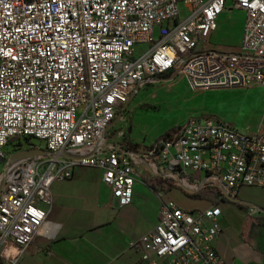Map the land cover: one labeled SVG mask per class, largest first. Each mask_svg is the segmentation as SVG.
Wrapping results in <instances>:
<instances>
[{"label":"built area","instance_id":"1","mask_svg":"<svg viewBox=\"0 0 264 264\" xmlns=\"http://www.w3.org/2000/svg\"><path fill=\"white\" fill-rule=\"evenodd\" d=\"M177 1L0 0V161L24 140L47 150L0 168V264H15L45 227L50 184L78 166L97 168L118 206L148 171L183 189L264 186V110L249 131L189 117L149 144L129 142L126 125L111 132L119 110L129 120L132 91L168 72L192 88L264 85V0H182L184 18ZM232 7L244 12L238 49L213 48L217 17ZM155 193L157 221L130 243L141 259L226 264L212 246L219 205L184 209Z\"/></svg>","mask_w":264,"mask_h":264},{"label":"crops","instance_id":"2","mask_svg":"<svg viewBox=\"0 0 264 264\" xmlns=\"http://www.w3.org/2000/svg\"><path fill=\"white\" fill-rule=\"evenodd\" d=\"M130 99L125 107L128 113L137 105H129ZM121 115L122 127H129V142L149 144L160 136L157 132L147 140L140 139L130 131L125 115ZM172 187L175 186L168 184L167 177L145 172L142 180L132 186L130 203L118 206L97 168L75 167L69 178L50 184L47 223L23 248L15 264H148L141 259L139 243H130L157 221L155 192H166ZM243 188L256 189L247 190L246 199L239 198L249 205L217 203L242 210V215L232 222L221 209L220 231L212 246L226 264H254L264 258V186H240L234 195L238 197ZM199 199L205 203L184 202L179 207L203 208L210 204L207 199Z\"/></svg>","mask_w":264,"mask_h":264},{"label":"rangeland","instance_id":"3","mask_svg":"<svg viewBox=\"0 0 264 264\" xmlns=\"http://www.w3.org/2000/svg\"><path fill=\"white\" fill-rule=\"evenodd\" d=\"M176 7L178 18H184L187 15V10L183 1H177ZM243 21L244 12L242 10L233 7L223 10L217 17L216 30L209 38L211 46L220 50H237ZM156 34L157 27L153 30V35L156 36ZM129 102V105L137 103L134 110L127 113L130 131L137 134L140 139L147 140L157 132H160L161 135L170 131L180 126L189 117L199 120L209 118L213 122L220 121L232 125L238 130L249 131L254 130L264 110V85L192 88L185 78L175 74L169 79L152 81L139 86ZM125 111H127L126 108ZM121 117L122 115L115 121L116 123H113L111 132L113 129L123 126ZM128 129L129 127L126 129L127 132ZM107 139H111L110 133H108ZM26 142L24 140L19 144H8L5 147L6 157L0 161V168L7 162L11 154L25 149L32 151L34 148L40 147L38 141H30L32 146H27ZM20 157L23 158L25 155ZM247 190L256 189L243 188L236 199L243 202L239 198L249 197ZM162 195L177 206L183 205L184 202L205 203L202 199L188 196L178 187H172L166 192L162 191ZM219 207L224 209L222 213L229 221L236 222L242 215V210L237 206L222 203Z\"/></svg>","mask_w":264,"mask_h":264},{"label":"trees","instance_id":"4","mask_svg":"<svg viewBox=\"0 0 264 264\" xmlns=\"http://www.w3.org/2000/svg\"><path fill=\"white\" fill-rule=\"evenodd\" d=\"M174 75H175L174 73L168 72V73L160 75L155 80L154 79H150L148 81H144L143 84L149 83V82H152V81L166 80V79H169L171 77H174ZM138 88H139V86L132 91V93L129 95V97L127 99V102L136 93ZM115 116H114V118H115ZM113 121H114V119H113ZM168 132L169 131H166L165 133L161 134L160 137H162L163 135H166ZM11 142H12V139H10L8 141V143H11ZM111 146H115V144H112ZM120 147H122V146L120 145ZM123 149H126V148L123 146ZM76 153H77V151L72 152L70 154H76ZM178 188L183 190L190 197L204 198V199H207L211 203H214V204H217L219 201H227V202H234V203H237L239 205H249L248 203L244 204L241 201H239L238 199H236V196L230 194L228 190L217 189V188H214L212 186H209L206 183H197L195 185L189 186L188 189H183L181 187H178ZM218 192H221V196L220 197H217Z\"/></svg>","mask_w":264,"mask_h":264},{"label":"water","instance_id":"5","mask_svg":"<svg viewBox=\"0 0 264 264\" xmlns=\"http://www.w3.org/2000/svg\"><path fill=\"white\" fill-rule=\"evenodd\" d=\"M158 78V77H157ZM156 78V79H157ZM137 88V87H136ZM120 115H121V111H119V112H117V114H116V116H115V118H114V120H117L119 117H120ZM114 122V121H113ZM45 152H47V150H45V149H42V148H34L32 151L30 150V151H27L26 149L25 150H21V151H17V152H15V153H13V154H11L8 158V160L7 161H12V160H14L15 158H17L18 156L20 157V156H23V155H25V156H34V155H36V154H40V153H45ZM227 195V194H226Z\"/></svg>","mask_w":264,"mask_h":264}]
</instances>
